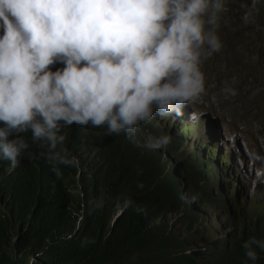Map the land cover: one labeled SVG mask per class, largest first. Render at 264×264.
<instances>
[{
    "label": "clouds",
    "instance_id": "9594fccd",
    "mask_svg": "<svg viewBox=\"0 0 264 264\" xmlns=\"http://www.w3.org/2000/svg\"><path fill=\"white\" fill-rule=\"evenodd\" d=\"M223 8L224 0H0V161L15 168L23 154L31 156L25 136L30 134L59 178L61 165L79 166L64 147L63 129L75 124L106 128L109 135L124 133L129 140L136 135L148 150L162 153L165 168L164 158L185 153L177 127L183 125L177 122L166 135L146 140L143 130L161 127H152L158 119L182 116V109L205 92L200 66L221 48L216 30ZM56 63L64 67L52 71L50 65ZM176 130L177 138L170 133ZM171 136L179 148L169 157ZM192 149L180 162L188 155L194 160L197 151L203 166L215 170V194L229 204L196 205L201 220L194 241L204 231V212L217 209L225 214L227 230L205 242L229 231L242 237V223L264 217V203L245 208L243 197L237 196V179L234 192L218 179L226 172L224 162ZM186 195L191 199L189 191ZM243 248L255 262L256 248L264 251V239L253 236ZM205 262L201 255L197 264Z\"/></svg>",
    "mask_w": 264,
    "mask_h": 264
},
{
    "label": "trees",
    "instance_id": "16d2710c",
    "mask_svg": "<svg viewBox=\"0 0 264 264\" xmlns=\"http://www.w3.org/2000/svg\"><path fill=\"white\" fill-rule=\"evenodd\" d=\"M62 67L50 65L52 71ZM63 132L64 147L79 166L61 165L59 178L30 134L31 156L23 154L15 168L0 161V264H28L29 257L34 264H197L201 255L205 264H264V251L256 248L253 262L243 248L253 236L264 239V217L244 221L242 237L229 231L192 250L201 220L196 205H229L215 194L212 166L195 161L197 151L194 160L185 158L180 174L165 170L162 153L148 150L136 135L129 140L75 124ZM170 133L178 137L177 130ZM174 136L169 157L179 148ZM73 183L80 188L75 200ZM185 213L178 230L168 218Z\"/></svg>",
    "mask_w": 264,
    "mask_h": 264
},
{
    "label": "rangeland",
    "instance_id": "374dc122",
    "mask_svg": "<svg viewBox=\"0 0 264 264\" xmlns=\"http://www.w3.org/2000/svg\"><path fill=\"white\" fill-rule=\"evenodd\" d=\"M219 15L216 31L221 48L200 66L205 92L182 109V116L158 119L152 127H161L143 130V135L145 140L149 135H166L177 122L181 123L182 127L176 125L185 153H178L175 159L164 158L165 169L177 171L183 164L178 158L198 147L217 162H224L226 172L218 179L231 185V192L237 179V196L243 197L245 208H250L257 201L264 203V0H224ZM226 86L231 89L227 94L223 91ZM247 158L249 166L245 167ZM195 161L200 162V157ZM215 187L218 190V185ZM70 191L75 200L79 185L73 183ZM204 215V231L195 235L193 242L196 248L227 230L225 214L218 209L205 211ZM184 217L186 213L168 220L181 230L179 222Z\"/></svg>",
    "mask_w": 264,
    "mask_h": 264
},
{
    "label": "bare ground",
    "instance_id": "6f19581e",
    "mask_svg": "<svg viewBox=\"0 0 264 264\" xmlns=\"http://www.w3.org/2000/svg\"><path fill=\"white\" fill-rule=\"evenodd\" d=\"M224 138H226V137H224ZM239 148L237 147V150H238ZM243 154V153H242ZM244 166L246 167H248L249 166V161H248V158H247V161H246V163L244 164Z\"/></svg>",
    "mask_w": 264,
    "mask_h": 264
}]
</instances>
